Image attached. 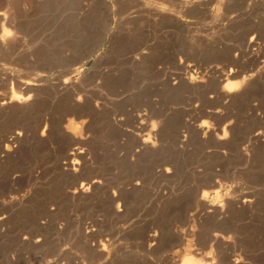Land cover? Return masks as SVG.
I'll use <instances>...</instances> for the list:
<instances>
[{"label": "rangeland", "instance_id": "1", "mask_svg": "<svg viewBox=\"0 0 264 264\" xmlns=\"http://www.w3.org/2000/svg\"><path fill=\"white\" fill-rule=\"evenodd\" d=\"M0 13V99L30 98L0 101V264H264V0H0Z\"/></svg>", "mask_w": 264, "mask_h": 264}, {"label": "bare ground", "instance_id": "2", "mask_svg": "<svg viewBox=\"0 0 264 264\" xmlns=\"http://www.w3.org/2000/svg\"><path fill=\"white\" fill-rule=\"evenodd\" d=\"M7 19V16H6V14H4V13H0V21H2V20H6ZM3 24H4V22H3ZM8 37H10V36H8V35H3V37L1 38V41L3 42V41H6V39L8 38ZM11 38V37H10ZM252 46H254L253 45V41H250V43L248 44V47L250 48V47H252ZM142 54H144V52L142 53ZM140 56H141V53H140ZM138 60V59H137ZM191 67V66H190ZM217 70V69H216ZM218 71V70H217ZM190 72V71H189ZM217 73V72H216ZM190 75V74H189ZM251 75V74H250ZM222 76H224V75H222ZM222 76H219L220 78H219V80L220 79H222L223 77ZM238 76V74H236V72H234L233 70L232 71H230V73L227 75V76H224V77H226V78H224V79H222L221 81H225L226 80V82H227V84H226V86L224 87V91L226 92V94H229V93H233V92H235V91H237L238 89H239V85L236 83H232L230 80L231 79H233V78H236ZM178 78V77H177ZM181 78V77H180ZM189 78H190V82L189 83H196L197 82V78L194 76V75H191V76H189ZM244 79V81L246 80V76L245 77H243ZM43 80V79H42ZM250 80V79H249ZM220 82V81H219ZM247 82H248V80H247ZM26 83V82H25ZM188 83V84H189ZM243 83V82H242ZM241 83V84H242ZM33 85H37V84H33ZM191 85V84H190ZM27 86V85H26ZM243 88V87H242ZM67 89V88H66ZM33 89L32 88H30L29 89V91H32ZM241 90V89H240ZM222 91V90H221ZM223 92V91H222ZM230 95V94H229ZM28 96V95H27ZM0 101H1V105H2V107H6V106H9L10 104H13V102L16 104V102L17 103H27L28 101H30V98L29 97H27V98H20V99H14L13 97H12V99H9V101L7 100V99H5V97L3 98L2 97V99H0ZM26 105V104H25ZM30 105V104H29ZM10 107V106H9ZM30 106H28V108H29ZM71 112L70 111H68L67 112V114H70ZM212 113V112H211ZM208 115H210V114H208ZM147 119V118H146ZM145 118H144V116L143 115H141V114H138V119L137 120H139L140 121V126H138L139 128V131L141 132V133H143L146 129H147V127L145 126V124H146V122H145V120H146ZM137 120H136V122H137ZM71 125V124H70ZM148 125V124H147ZM202 126H204V124H202L200 127H202ZM115 129H117V127H115ZM200 129V128H199ZM135 130V129H134ZM150 130V129H149ZM139 131H137V132H139ZM65 133V132H64ZM123 133V132H122ZM121 133V134H122ZM134 133V132H133ZM20 134V133H19ZM19 134H17L18 136H16V137H14V139H17L18 140V138H19V136H21V135H19ZM135 136V135H134ZM155 136H157V133L155 132V130H150L149 132H147L146 134H145V137L142 139V143H143V146L141 147V149H145V150H148L150 147H149V143L152 141V138L153 137H155ZM178 136V135H177ZM139 137V136H138ZM178 138V137H177ZM182 138V137H181ZM139 139H141L140 137H139ZM259 140H261V133H257V134H255V136H253V138H252V141H259ZM12 141V140H11ZM5 142H7V140L5 141ZM7 144V143H6ZM142 145V144H141ZM140 145V146H141ZM6 147H8V146H6ZM152 148V147H151ZM152 150V149H151ZM8 151V150H7ZM145 152V151H144ZM82 152H80L79 154H81ZM74 154V153H73ZM70 155V154H69ZM75 155V154H74ZM74 157V156H73ZM69 159V157H67V160ZM71 159V158H70ZM69 159V160H70ZM77 159V158H76ZM76 159H73V161L69 164L70 166L72 165L73 167H74V169H76V165H78L79 164V161H77ZM66 160V159H65ZM68 160V161H69ZM65 163H67V162H65ZM71 166V167H72ZM72 171V170H71ZM136 180V179H135ZM101 183V181H99V180H94V181H92V182H90V183H88V184H82V186H81V188L79 189V190H74V195L76 194H82V193H85L86 194V192H88L91 188H93V187H96L97 185H99ZM136 186H137V184H136ZM73 192V191H72ZM72 194V193H71ZM88 194V193H87ZM108 194V193H107ZM214 197L213 198H211L212 200L210 201H208V198H209V193L208 192H204L203 194H202V197H201V201H203V203H205V205L206 206H208V208H210L211 210H214L216 207H215V199H218V192H214ZM75 195V196H76ZM84 195V194H83ZM244 196H246L245 198L244 197H242L243 198V202H241L242 204V206L244 207V208H246V207H250L251 205H253L252 203H255L254 201H253V199H252V197L251 196H248V195H244ZM241 197V196H240ZM120 198V197H119ZM219 200V199H218ZM231 200V199H230ZM121 201V200H120ZM227 201V200H226ZM229 201V200H228ZM230 202V201H229ZM232 205V204H231ZM238 207V206H237ZM236 207V208H237ZM253 207V206H252ZM255 207V206H254ZM218 208H219V206H218ZM235 208V207H234ZM217 209V208H216ZM225 209V208H224ZM224 209L221 207V209H218V211L217 212H219V215L220 216H225V214H227L228 212L227 211H224ZM240 209V208H239ZM243 209V208H242ZM242 209H240V210H242ZM120 210V209H119ZM228 210V209H227ZM245 210V209H244ZM244 210H242V211H244ZM118 211V210H117ZM212 213L214 214V212L212 211ZM216 213V212H215ZM207 214H208V212H207ZM194 215V214H193ZM198 216V215H197ZM203 216V215H202ZM199 217V216H198ZM202 218H204V217H202ZM6 220V216L5 215H0V223H3L4 221ZM96 221V220H95ZM218 221V220H217ZM221 221V220H220ZM219 221V222H220ZM97 223V222H96ZM90 224V223H89ZM223 227V226H222ZM121 230H123V229H121ZM85 231V230H84ZM127 231H128V228H127ZM184 232V231H183ZM182 232V233H183ZM190 232V231H189ZM217 232V231H216ZM221 232V231H220ZM181 233V232H180ZM181 233V234H182ZM223 233V232H222ZM150 234V233H149ZM186 234V233H185ZM183 235H184V233H183ZM182 235V236H183ZM148 236V235H147ZM146 236V237H147ZM222 237V235L221 234H219V232L218 233H214L211 237H210V241H216V240H218V238L219 237ZM184 237V236H183ZM230 237V236H229ZM228 237V238H229ZM232 238V237H231ZM184 238H182V240H183ZM223 239H224V236H223ZM225 239H226V237H225ZM156 240H157V238H156V235L153 233L152 235L150 234L148 237H147V241L146 242H149V244L148 245H150V243H151V245H152V243L153 242H156ZM229 242V241H228ZM218 244V243H217ZM150 245V246H151ZM95 250V249H94ZM102 250H105V248H102L101 249V251ZM103 252V251H102ZM228 259H229V257H228ZM225 260V259H224ZM235 260V259H234ZM238 259H236V261H234V264H238V261H237ZM218 261H219V259H218ZM122 262V261H121ZM224 262V261H223ZM232 262V261H231ZM126 263V262H125ZM124 263V264H125ZM233 263V262H232ZM109 264H110V262H109ZM183 264H201V262H198L197 260H195L193 257H187V258H184V261H183ZM207 264H210V263H207ZM212 264V263H211ZM240 264V263H239Z\"/></svg>", "mask_w": 264, "mask_h": 264}]
</instances>
